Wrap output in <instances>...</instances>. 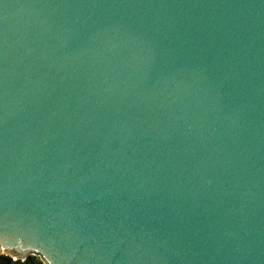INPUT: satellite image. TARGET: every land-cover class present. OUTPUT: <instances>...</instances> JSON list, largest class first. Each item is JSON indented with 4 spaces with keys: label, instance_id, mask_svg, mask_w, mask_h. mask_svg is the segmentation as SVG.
<instances>
[{
    "label": "water",
    "instance_id": "1",
    "mask_svg": "<svg viewBox=\"0 0 264 264\" xmlns=\"http://www.w3.org/2000/svg\"><path fill=\"white\" fill-rule=\"evenodd\" d=\"M264 264V0H0V257Z\"/></svg>",
    "mask_w": 264,
    "mask_h": 264
},
{
    "label": "trees",
    "instance_id": "2",
    "mask_svg": "<svg viewBox=\"0 0 264 264\" xmlns=\"http://www.w3.org/2000/svg\"><path fill=\"white\" fill-rule=\"evenodd\" d=\"M0 264H46L41 257L37 255H29L25 260H14L11 256L2 255L0 257Z\"/></svg>",
    "mask_w": 264,
    "mask_h": 264
},
{
    "label": "built area",
    "instance_id": "3",
    "mask_svg": "<svg viewBox=\"0 0 264 264\" xmlns=\"http://www.w3.org/2000/svg\"><path fill=\"white\" fill-rule=\"evenodd\" d=\"M13 258V257H12ZM14 260H17L16 258H13ZM25 260V259H24Z\"/></svg>",
    "mask_w": 264,
    "mask_h": 264
}]
</instances>
